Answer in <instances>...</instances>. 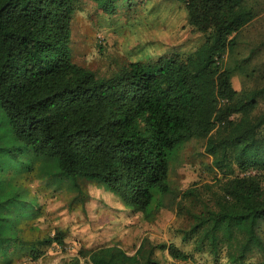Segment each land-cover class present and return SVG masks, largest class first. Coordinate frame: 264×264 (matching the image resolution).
Wrapping results in <instances>:
<instances>
[{"label":"trees","instance_id":"1","mask_svg":"<svg viewBox=\"0 0 264 264\" xmlns=\"http://www.w3.org/2000/svg\"><path fill=\"white\" fill-rule=\"evenodd\" d=\"M93 1L113 15L132 0ZM165 1L180 3L182 27L201 44L102 78L72 60L74 0H0V112L14 143L0 155L48 159L52 174L100 181L149 218L171 193L173 153L191 138L205 139L216 189L185 238L216 261L247 264L256 252L264 258V113H256L264 88L240 94L225 57L256 12L249 0ZM33 204L19 180L0 177V264L37 260L43 244L65 243L60 231L25 237ZM168 251L192 257L173 243ZM78 255L67 264H161L144 244L132 255L117 244Z\"/></svg>","mask_w":264,"mask_h":264},{"label":"rangeland","instance_id":"2","mask_svg":"<svg viewBox=\"0 0 264 264\" xmlns=\"http://www.w3.org/2000/svg\"><path fill=\"white\" fill-rule=\"evenodd\" d=\"M249 5L255 18L236 34L235 47L225 57V65L233 70V85L242 95L264 88V0H249ZM181 9L178 1L132 0L129 9L110 15L93 0H74L72 60L98 77L110 78L132 61L157 59L168 50H194L202 39L182 27L185 15ZM256 113H264V95ZM13 144L0 112V153ZM50 164V160L32 155L15 161L0 155V177L19 180L34 201L25 237L52 238L59 231L65 235L63 245L56 241L43 244L37 260L23 255L12 264H67L82 248L116 244L131 255L144 244L161 264H228L225 257L216 261L208 253L198 252L195 240L185 238L193 214L213 199L216 189L217 170L205 139L191 138L173 153L171 193L149 218L133 212L102 182L79 180L76 184L52 174ZM186 192L192 193L185 196ZM261 234L264 238V226ZM172 243L192 257L173 258L168 251ZM263 259L256 252L247 264H259ZM80 264L91 263L81 259Z\"/></svg>","mask_w":264,"mask_h":264}]
</instances>
